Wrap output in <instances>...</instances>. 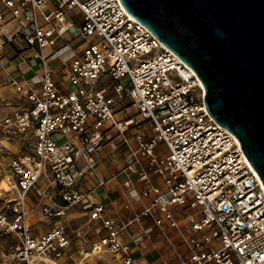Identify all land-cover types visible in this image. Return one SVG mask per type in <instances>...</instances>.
I'll list each match as a JSON object with an SVG mask.
<instances>
[{
    "label": "built area",
    "instance_id": "built-area-1",
    "mask_svg": "<svg viewBox=\"0 0 264 264\" xmlns=\"http://www.w3.org/2000/svg\"><path fill=\"white\" fill-rule=\"evenodd\" d=\"M0 2V61L7 46L24 44L42 68L39 78L10 79L21 106L0 118L8 133L32 136L30 152L9 161L17 196L0 207V228L20 241L11 263L85 264L90 256L111 254L121 264H140L120 237L132 222L118 226L105 218L103 204L84 205L97 223L96 241L79 252V261L63 224L35 236L29 222L31 196L40 206L51 188L60 189L64 205L43 204L42 211L63 219L67 209L87 200L78 188L102 152L125 149L124 186L132 189L135 179L151 199L133 222L142 227V217L150 218L160 230H175L183 247L175 252L176 264H264L263 183L235 136L210 116L191 68L131 18L120 0ZM76 9L83 16L78 27ZM10 22L18 25L13 36L4 33ZM75 26L77 39L87 40L80 50L64 38ZM53 60L65 62L59 78L49 66ZM102 81L109 86L98 88Z\"/></svg>",
    "mask_w": 264,
    "mask_h": 264
},
{
    "label": "water",
    "instance_id": "water-1",
    "mask_svg": "<svg viewBox=\"0 0 264 264\" xmlns=\"http://www.w3.org/2000/svg\"><path fill=\"white\" fill-rule=\"evenodd\" d=\"M196 74L264 184V0H120Z\"/></svg>",
    "mask_w": 264,
    "mask_h": 264
},
{
    "label": "crops",
    "instance_id": "crops-1",
    "mask_svg": "<svg viewBox=\"0 0 264 264\" xmlns=\"http://www.w3.org/2000/svg\"><path fill=\"white\" fill-rule=\"evenodd\" d=\"M3 11L5 8L0 2V12ZM17 26L15 22L8 23L4 27V33L8 36L15 35ZM2 39L3 36L0 34V40ZM24 46V44H13L6 47L0 61V89L9 88L11 78L30 80L42 75L40 61L32 59L34 51L26 50ZM48 51L50 54L51 50ZM64 64L65 62L62 60L50 61L49 66L57 78L60 77L61 74L58 75L57 73L61 71ZM128 156L129 154L125 149L119 153L112 149L104 150L99 159V166L82 180L83 182L78 188L82 194L87 196V200L84 201V204L67 209L66 216L63 219H55L54 222L57 225L63 224L66 230L70 225L69 223L76 221L75 219H80L82 223L85 222L84 225L80 224L81 227L77 226L79 229L74 231L79 235L73 236L72 232L68 230L67 235L71 243L72 253L88 250L96 241L94 229L97 223L90 221L89 213L84 205L87 201L103 204L105 206V218L115 220L118 226L132 222L125 227L120 237L129 246L132 256L140 264H162L164 259L176 264L175 252L181 251L183 247L182 240L175 230L167 226L160 230L155 227L150 218L142 217V227L133 222L145 207L150 206L151 199L142 196L143 185L135 179H133L132 189H127L124 186L126 177L120 172L126 167ZM153 181L162 187V180L159 177L154 176ZM84 185L85 187H83ZM149 229L151 232L147 235L145 230ZM77 259L76 261H79L80 258L77 257Z\"/></svg>",
    "mask_w": 264,
    "mask_h": 264
},
{
    "label": "rangeland",
    "instance_id": "rangeland-1",
    "mask_svg": "<svg viewBox=\"0 0 264 264\" xmlns=\"http://www.w3.org/2000/svg\"><path fill=\"white\" fill-rule=\"evenodd\" d=\"M72 17H75V25L78 27L82 24L83 16L80 15L78 10L72 12ZM73 27L65 35V40L70 44V47L73 49H81L87 44V40L77 39V27ZM69 49V48H68ZM79 49V50H80ZM48 50L45 51V54H48ZM109 83L102 81L98 88L107 87ZM21 106V101L18 95L9 87L0 89V118L9 116L16 108ZM32 136H24L13 130L8 133L7 129L0 127V184L5 182L9 185L10 190L0 191V207H5L8 203H11L17 196V190L14 184V181L11 177L9 161L12 157L22 155L23 153H29L31 149ZM164 156V154H162ZM41 186L44 183H40ZM85 187V185L83 186ZM60 189L51 188L48 191V197L43 200L39 206V200L31 196L30 206L32 209L30 215V225L32 227V233L35 236H41L46 233H49L57 225L54 221L55 219H49L43 215L42 208L45 205H51L56 203L57 205H64L60 199ZM62 202V203H61ZM76 221L70 222L67 230L72 232L73 236L79 235L76 234L77 226L84 225L80 219H75ZM76 224V225H75ZM81 224V225H80ZM80 237V236H79ZM20 241L17 238L15 233L7 232L4 229L0 228V264H13L11 263V253L19 245ZM214 248H218L217 244H214ZM80 252V251H79ZM79 252L74 251L76 258L80 256ZM80 258V257H79ZM78 260V259H77ZM66 259L58 261L57 264H63ZM48 260L46 264H55L56 261ZM60 262V263H59ZM85 264H119L120 260L118 257H115L111 254H104L101 256H90L84 260Z\"/></svg>",
    "mask_w": 264,
    "mask_h": 264
},
{
    "label": "bare ground",
    "instance_id": "bare-ground-1",
    "mask_svg": "<svg viewBox=\"0 0 264 264\" xmlns=\"http://www.w3.org/2000/svg\"><path fill=\"white\" fill-rule=\"evenodd\" d=\"M128 13V12H127ZM129 14V13H128ZM130 15V14H129ZM131 16V18H133L132 17V15H130ZM134 19V18H133ZM163 46V45H162ZM163 48H165V49H167L166 47H164L163 46ZM181 60V59H180ZM182 61V60H181ZM195 74V73H194ZM196 75V74H195ZM200 86H201V88L202 89H204V86H203V84H202V82L200 81ZM237 140V139H236ZM237 143L240 145V143L238 142V140H237ZM240 148H241V146H240ZM248 160V159H247ZM249 162V161H248ZM250 164V163H249ZM254 170V172L257 174V176L259 177V175H258V173H257V171L255 170V169H253ZM260 178V177H259ZM263 187H264V184H263ZM2 190H4V191H8V190H10V187H9V185L8 184H6L5 182H2L1 184H0V191H2Z\"/></svg>",
    "mask_w": 264,
    "mask_h": 264
}]
</instances>
